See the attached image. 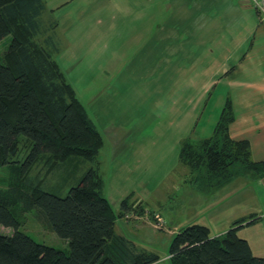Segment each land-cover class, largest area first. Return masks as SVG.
<instances>
[{
    "label": "rangeland",
    "instance_id": "1",
    "mask_svg": "<svg viewBox=\"0 0 264 264\" xmlns=\"http://www.w3.org/2000/svg\"><path fill=\"white\" fill-rule=\"evenodd\" d=\"M232 2L249 9L243 0H72L49 11L35 37L38 42L50 37L58 47L54 58L103 135L100 164L87 161L80 176L90 166H100L103 194L123 212L116 231L138 248L157 253L160 259L152 264H171V244L180 228L206 223L212 224V235L218 234L232 210L213 216L210 211L224 205V198L202 193L180 160L184 141L212 135L245 67L258 65L257 52L246 55L251 40L234 52L232 73H217L205 63L214 47L208 40L215 34L222 46L228 44V34L242 42L241 29L231 28L228 8L222 7ZM54 21L58 24L52 27ZM10 39L0 41L1 53ZM28 152L20 149L15 159L24 161ZM42 171L44 166H34L30 182ZM13 174L11 165L1 167L0 186L6 187ZM44 176L42 187L61 196L78 184L60 187L57 172ZM124 199L144 203L135 202L125 212ZM235 204L240 203L235 201L233 208ZM19 212L21 231L69 252V241L37 209ZM250 229L255 239L257 229ZM13 232L0 225V233Z\"/></svg>",
    "mask_w": 264,
    "mask_h": 264
},
{
    "label": "trees",
    "instance_id": "2",
    "mask_svg": "<svg viewBox=\"0 0 264 264\" xmlns=\"http://www.w3.org/2000/svg\"><path fill=\"white\" fill-rule=\"evenodd\" d=\"M44 9V0H0V41L11 35L0 52V168L11 165L14 172L9 184L0 186V225L14 228L12 234L0 233V264H152L160 259L157 253L116 232L123 212L103 194L100 166L79 174L87 161L99 163L104 139L54 58L58 47L50 37L35 38ZM234 118L227 98L212 135L188 138L182 145L180 159L202 188L217 189L240 173L264 175V160L253 159L251 142L231 136ZM23 148L29 149L25 160H16ZM38 165L44 172L30 182ZM56 172L60 187L78 182L65 196L42 187L44 173ZM122 208H129L128 199ZM19 209H37L69 241V252L21 231ZM242 222L215 237L200 223L180 228L171 244V264H264L238 234Z\"/></svg>",
    "mask_w": 264,
    "mask_h": 264
},
{
    "label": "crops",
    "instance_id": "3",
    "mask_svg": "<svg viewBox=\"0 0 264 264\" xmlns=\"http://www.w3.org/2000/svg\"><path fill=\"white\" fill-rule=\"evenodd\" d=\"M71 1L72 0H44L45 9L41 16L42 19L44 16H47L49 11L65 7L71 3ZM236 4L237 3L233 2L229 4L224 3L222 7L225 8L227 6L228 8L227 13H229V15L227 17H229L231 28L237 27L241 29V36L244 35V37L240 36L242 42L239 44L238 41H235L232 34H228L230 36H228L230 38L229 42L222 46V43L218 44L219 36L215 34L214 37L208 40V42L214 43V47L209 49L208 55L210 56L205 54L208 58L205 63L208 64L207 67L215 68L217 73H232L234 52L238 53L243 51V49L247 47L249 40L252 41L251 48L249 50L245 48L246 55L250 52H257L259 54V59H257L258 65L256 67H245L242 81L237 83V87L234 85L235 90L232 95L228 97L232 101L235 115L234 120L229 124V131L234 139H248L252 145V157L254 160L259 161L264 160V156H262L264 153V25L254 9H243V11ZM200 17L201 16L198 15L197 21H200ZM55 23L58 24L56 21ZM245 57L242 62L247 59ZM193 183L201 189L202 193L214 196L217 199L224 198V205L216 206V208L212 209L213 211H210L214 214L213 216L222 215L223 212H226L227 209L230 208L235 210L232 214V210L230 209V215L226 216L227 222L225 226L220 228L221 230H219L220 232H218V234H211L210 228L212 224H209V226L206 223H200L209 227L210 235L212 237L219 236L231 228L236 221L242 219L243 222L238 230V234L249 241L255 255L264 257V254H258L256 252V249L264 250V175L260 177L254 172L240 173L229 182L214 190L202 188L199 183ZM200 194L201 193H198L197 195ZM139 201H143L144 203V200L128 202L129 208L133 203ZM235 201H239L240 204L239 206H236V204L233 205L236 206L233 208L232 204H234ZM129 208H127L125 212L130 210ZM227 223L229 226L226 227ZM253 227L257 229L255 239L252 237L250 229ZM120 235L125 236L123 234Z\"/></svg>",
    "mask_w": 264,
    "mask_h": 264
},
{
    "label": "built area",
    "instance_id": "4",
    "mask_svg": "<svg viewBox=\"0 0 264 264\" xmlns=\"http://www.w3.org/2000/svg\"><path fill=\"white\" fill-rule=\"evenodd\" d=\"M244 4L253 8L259 15L262 24L264 25V0H243Z\"/></svg>",
    "mask_w": 264,
    "mask_h": 264
}]
</instances>
